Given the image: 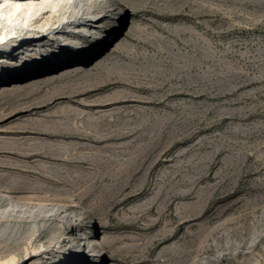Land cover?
<instances>
[{
	"label": "rangeland",
	"instance_id": "1",
	"mask_svg": "<svg viewBox=\"0 0 264 264\" xmlns=\"http://www.w3.org/2000/svg\"><path fill=\"white\" fill-rule=\"evenodd\" d=\"M64 12L0 23L1 263L264 264V0Z\"/></svg>",
	"mask_w": 264,
	"mask_h": 264
},
{
	"label": "bare ground",
	"instance_id": "2",
	"mask_svg": "<svg viewBox=\"0 0 264 264\" xmlns=\"http://www.w3.org/2000/svg\"><path fill=\"white\" fill-rule=\"evenodd\" d=\"M75 0H0V23H4L6 25H17L25 29L33 28L35 23L41 22L44 20L45 16L53 15V14H60L61 11H65L62 15L61 23L62 25H66L69 30L74 31H84L87 33H91L95 30L96 24L98 21L93 20L88 24L86 21H83V16L86 14V11L82 14V18L80 19H72L71 18V9L73 7V3ZM50 28V26H49ZM51 34H55L51 32ZM64 37L61 40V44H50V45H43L41 44L38 46L39 51L46 56H52L54 53H60L64 58L71 57V52L68 50L67 46L69 44H74L71 38V35L64 34ZM4 39L3 36L0 37V40ZM14 42V41H13ZM14 46L17 45L15 42L12 43ZM76 45L81 46V44L77 43ZM28 54H35L36 48L34 45L28 44ZM50 49V50H48ZM103 49V48H102ZM48 51V52H47ZM11 211L9 213L11 215L17 213L18 215L25 216L27 219H46L50 217H61L68 221L69 223L75 222L73 215L69 214L66 208H54V207H47V206H20V205H10ZM7 209V208H6ZM1 215H5V213H0ZM8 219H11L9 215H7ZM86 236V234H85ZM90 239V238H89ZM30 256V255H28ZM216 259V264H223V258L219 254ZM33 259H30L32 262ZM16 262V259L13 262ZM7 262V261H6ZM0 264H8V263H1ZM11 264V263H10ZM14 264V263H13ZM86 264V263H85Z\"/></svg>",
	"mask_w": 264,
	"mask_h": 264
}]
</instances>
